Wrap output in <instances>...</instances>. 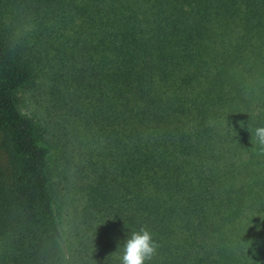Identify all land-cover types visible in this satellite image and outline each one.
<instances>
[{
    "label": "trees",
    "instance_id": "obj_1",
    "mask_svg": "<svg viewBox=\"0 0 264 264\" xmlns=\"http://www.w3.org/2000/svg\"><path fill=\"white\" fill-rule=\"evenodd\" d=\"M9 1L51 20L47 105L84 202L67 246L57 143L17 99L41 57L0 29V264H119L140 228L146 264H264V0Z\"/></svg>",
    "mask_w": 264,
    "mask_h": 264
},
{
    "label": "rangeland",
    "instance_id": "obj_2",
    "mask_svg": "<svg viewBox=\"0 0 264 264\" xmlns=\"http://www.w3.org/2000/svg\"><path fill=\"white\" fill-rule=\"evenodd\" d=\"M0 29L11 40H16L23 48H28L37 57H41L39 64L42 70L37 79V86L31 90H21L17 94V99L21 111L35 118L42 138L57 143L51 157V170L56 182L57 209L64 229L65 244L69 246L79 223L84 198L76 181L75 148L73 145L66 146L70 153V162L65 164V158L68 157H64L61 152L63 145L59 143L56 131L52 129V112L47 105L48 82L43 71L48 67V61L43 60V53L44 42L50 40L53 34L51 20L44 12L22 3L4 0L0 8Z\"/></svg>",
    "mask_w": 264,
    "mask_h": 264
},
{
    "label": "clouds",
    "instance_id": "obj_3",
    "mask_svg": "<svg viewBox=\"0 0 264 264\" xmlns=\"http://www.w3.org/2000/svg\"><path fill=\"white\" fill-rule=\"evenodd\" d=\"M251 137L261 150H264V125L255 126L251 131ZM119 264H146L154 256L157 244L152 233L146 228L131 230L119 243Z\"/></svg>",
    "mask_w": 264,
    "mask_h": 264
}]
</instances>
